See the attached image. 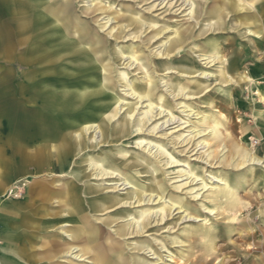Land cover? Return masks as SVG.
<instances>
[{
	"label": "rangeland",
	"instance_id": "1",
	"mask_svg": "<svg viewBox=\"0 0 264 264\" xmlns=\"http://www.w3.org/2000/svg\"><path fill=\"white\" fill-rule=\"evenodd\" d=\"M183 1L70 0L69 2L79 13L84 10L91 11L92 6L99 9L90 14V17L84 16L82 21L90 24L93 31L97 33L99 31L100 37L105 41L106 51L102 53H108V60L112 64L113 79L116 81L113 90L115 97H124L125 83H120L118 80L120 72H125L128 81L147 87L153 84L152 102L156 106L164 105V108L170 110L176 118L169 127L165 125L163 129H157V124L160 126L169 119V116L157 117L155 111V118L147 124L143 136L123 140L125 151L111 150L124 162L135 156L133 151L143 153L142 157L149 162L157 179L160 180L164 197V200L150 203L145 207L151 208V212H160L157 213V223L152 221L151 225L141 233L128 235L125 238L119 237L114 228L96 222L93 217L92 223L96 225L98 233L103 234V247L109 244L108 246L114 249L109 251L107 257L116 259L121 255L126 264H194L197 260V264H201V260L211 259L212 264H254L256 259L261 261L264 257V248L259 249L258 246L263 244L264 247V122L257 116L260 111H264V104L260 103L259 96L256 95L257 89H264V38L259 36L260 29L253 17L256 13L254 8L238 12L228 10V14L220 19L222 23L214 25L217 21V18L213 17L215 9L223 8L233 0H188L193 6L182 5ZM236 1L244 3L246 0ZM105 6L110 7V10L107 12L100 10ZM104 17H110L113 21L106 25L107 21L102 20ZM136 18H140L141 21L131 22ZM123 27H127L124 32ZM160 28L168 31L156 37ZM187 28H191L192 33L180 45L181 49H176L173 54L169 53L168 49H165V44L173 38L174 31H184ZM121 50L125 56L136 54L148 77L138 73L136 66H130L129 61L119 59L118 54ZM22 53L23 49L20 48L18 55ZM102 53L100 57L103 56ZM217 53L223 59L234 60L238 68L234 78L238 83L227 86L205 76L223 69L224 64L221 62L209 63L204 60L203 55L214 56ZM186 60L192 61L198 74L184 75L176 70L169 73L162 71L168 67L178 69ZM17 63L8 60L6 56L0 58V80L12 76L15 87L23 82L21 75L25 72V69L17 68ZM202 72L205 74L201 75ZM245 76H251L253 82L240 81L239 77ZM195 81H202L207 87L198 96H189L168 85L181 83L183 87L193 89ZM129 101L134 99L131 98ZM185 104L189 106L191 114L182 112L181 107ZM147 105L148 102H145L139 106V114L147 110ZM30 106L29 102L12 104L13 115L0 116V180L11 188L7 197L12 195L16 200H21L20 196L24 195L27 198L32 194L31 191L25 190L27 180L34 182L36 187L45 186L59 191L64 179L67 181L73 179L70 175L66 178H58L65 175L60 171H57L58 176H54V180L50 181L48 178L50 176L47 172L48 167L60 168L64 165L62 154L51 158L47 152L40 153L41 148L35 150L31 142H26L23 146L24 150L21 151L23 153L19 152L14 141L12 147L3 146L4 129L7 127L8 130L15 122L25 118L21 113L29 112ZM17 113L20 116H17ZM203 115L210 117L206 121L209 126H213L216 119L220 121L219 136L208 137L207 131L196 138L194 135L186 138L188 131L202 129L200 118ZM184 122L189 123L182 125ZM112 127L109 129L110 134H113ZM92 135L91 133L90 136ZM140 138L145 140V144L147 143L145 148L137 145ZM204 140L208 141L205 148L201 146ZM150 145L156 146L152 152ZM157 146H161L163 151H157ZM238 149L247 151L261 163L250 162L239 166L241 157ZM89 153V156L95 160L106 156L100 149L92 148ZM152 154H157V157ZM80 160V157L73 155L69 162L72 166H76ZM108 161L115 167L113 171L115 175L112 173L113 175L105 177L107 183L119 184L117 175L123 172V176L128 173L131 176L129 179L141 186L150 184V176L141 173L142 167L136 169L138 171L123 169L118 162L114 163L109 159ZM184 174L187 176L182 177ZM190 177L191 179H188ZM211 178L229 181L233 186L236 184L241 186L236 194L238 199L236 207L232 208L228 199L222 196L223 188L218 191L211 188L215 186ZM17 182H21L19 187H16ZM204 184L208 185L206 189H203ZM77 187L80 188L81 183L77 182ZM122 188L113 191L119 194L129 191ZM105 193L111 194V192ZM80 196H86L84 189L78 192L77 197ZM168 202L183 206L184 210L199 216L203 221L184 220L177 226H171L181 215L178 211L172 210L171 216L162 220L161 210L169 206ZM46 205L50 206L48 202ZM120 209H130L138 214L143 207L126 204ZM39 210L38 203L27 205L24 214L21 215L25 217L23 221L25 225L19 226L17 217L11 218L7 223L11 225L13 231L19 228V231H25L26 228L27 242L39 243L40 239L48 238L47 232L41 228L49 222ZM212 210H214L213 214L206 212ZM7 214L15 216V213L11 212ZM57 220L55 221L57 231L60 233L62 225ZM242 223L244 228L241 231L236 230L235 225ZM230 225H234L236 229L231 234H227ZM33 232L38 235V241L33 237ZM207 233L213 236H207ZM249 233L255 234V238L253 241L243 243L241 239ZM1 244L0 241V246ZM249 248L255 249V253L248 255L246 252ZM170 254L173 256L171 262L174 263L166 262L171 259L169 257L167 259ZM159 256L162 257L161 261L157 259ZM80 264H92L90 256L87 259L83 258Z\"/></svg>",
	"mask_w": 264,
	"mask_h": 264
},
{
	"label": "bare ground",
	"instance_id": "2",
	"mask_svg": "<svg viewBox=\"0 0 264 264\" xmlns=\"http://www.w3.org/2000/svg\"><path fill=\"white\" fill-rule=\"evenodd\" d=\"M69 2L70 0H0V58L6 56L14 63L18 62V69H25L21 75L23 82L16 87L12 76L0 80V116L1 114L13 115L12 104L29 102L31 105L29 112L21 113L25 115V118L15 122L8 130L6 127L5 131H2L5 139L2 144L4 147L5 145L12 147L14 141L19 152L23 153L21 152L24 150L23 146L26 142H31L35 150L41 148L39 152L42 154L47 152L51 158L62 154L64 165L60 168L48 167L47 172L50 175L48 178L50 181L54 180V176H58L57 171L65 174L58 178H66L68 175L73 177L70 181L64 179L60 186L58 185L61 187L59 191L45 186L36 187L34 182L27 180L25 190L31 191L32 194L27 198L24 195L20 196L21 200H16L12 195L7 197L11 188L0 180V241L2 242L0 264H80V261L85 257L87 259L88 256L92 264H126L121 255L116 259L107 257L109 251L114 249L108 246L109 244L103 247V234L98 233L96 225L92 223V217L96 219V222L114 228L119 237L125 238L128 235L141 233L151 225L152 221L157 223V213L160 212H151V208L145 207L150 203L164 200L160 180L157 179L149 162L142 157L143 153L133 151L135 156L124 162L111 150H124L123 140L143 136L145 127L155 118V111L157 117L169 116V119L160 126L157 124V129H163L165 125L169 127L176 118L170 110L164 108V105L156 106L152 102L153 84L147 87L128 81L125 72H120L118 80L120 83H125L124 97H115L113 90L116 87V81L113 79L112 64L108 60V53H102L106 51L105 41L100 37L99 31L98 33L93 31L90 24L82 21L84 16L90 17V14L99 9L92 6L91 11L84 10L79 13ZM182 5L193 6L188 0H184ZM252 8L256 10L253 17L260 29L259 36L264 38V0H246L244 3L233 0L225 4L223 8L218 7L213 12V17L217 18L213 24L222 23L220 19L228 14V10L238 12ZM100 10L107 12L110 7L105 6ZM102 20L107 21L106 25L113 21L110 17H104ZM135 21L141 20L136 18L131 22ZM126 28L123 27L122 31L124 32ZM167 31L160 28L156 37ZM191 33V28L184 31L175 30L173 38L165 44V49H168L171 54L175 53L176 49H181L180 45ZM20 48L23 49V53L18 55ZM100 53L103 56L100 57ZM203 56L205 61L221 62L224 67L217 73L202 72L201 75L205 74L208 78L220 81L227 86L238 83L234 78L238 68L233 59V61L223 59L218 53L214 56L206 54ZM118 57L129 61L130 66L135 65L138 73L148 77L136 54L125 56L121 50ZM172 70L184 75L198 74L190 60H186L178 69L168 67L162 71L169 73ZM239 78L240 81L253 82L251 76ZM168 85L189 96H198L207 89L202 81H195L193 89L191 87L187 89L181 83ZM263 90L257 89L256 95L259 96L260 103L264 104ZM131 98L134 101H129ZM145 102H148L147 110L139 114V106ZM181 108L182 112L191 114L186 104ZM17 116L20 115L17 113ZM257 116L264 122V111H260ZM200 119L202 129L188 131L186 138L191 135L196 138L207 131L208 137L219 136L221 123L218 119L214 120L213 126L206 124V121L210 119L209 116L203 115ZM188 123L184 122L182 125ZM111 127L113 134L109 133ZM91 133L92 136H90ZM119 142L121 144H118ZM144 142L145 140L140 138L137 145L145 148L147 143ZM207 145V140L201 142L204 148ZM92 148L100 149L106 158L99 157L95 160L90 157L89 152ZM155 148L156 146H151L150 152ZM240 150L238 149L241 157L239 166L250 162L261 163L247 151L240 152ZM157 151H163V148L157 146ZM73 155L81 158L76 166H72L69 162ZM152 155L157 157V154ZM108 159L114 163L118 162L123 169L136 170L142 167L141 173L150 176V184L141 186L130 180L131 176L128 173L123 176V172L117 175L120 182L123 181L122 183H107L104 178L111 175L115 168L110 165ZM106 165L111 168H107ZM113 174L115 175V172ZM184 176L187 175L184 174L182 177ZM211 179L215 184L211 188L215 191L223 188L222 196L228 199L232 208L236 207L238 203L236 194L241 186L239 184L233 186L229 181L225 182L222 179ZM77 182L81 183L80 188L77 187ZM17 183L16 187H19L21 182ZM121 187H123L122 190L129 189V191L124 194L113 191H119ZM207 187V184L203 185V189ZM82 189L85 191L86 198L77 197ZM105 192H111V194ZM47 202L50 206L46 205ZM34 203L39 204V213L44 214V217L49 220L41 228L47 232L48 238L40 239L39 243L27 242L26 228L25 231H19L20 228L13 231L11 225L7 223L11 218L17 217V224L25 225V222L23 223L25 217L21 215L24 214L27 205ZM168 203L169 206L161 210L162 220L171 216L172 210L178 211L181 215L171 226H177L184 220L203 221L199 216L184 210L183 206ZM126 204H137V207H143V210L137 214L130 209H120ZM7 212L15 213V216L8 215ZM206 212L213 214L214 210ZM125 217L128 218L123 219ZM56 220L62 225L60 233L57 231ZM235 226L230 225L227 234H231L235 229L241 231L244 228L243 223ZM32 235L38 241V235L34 232ZM207 236L213 235L207 233ZM254 238L255 234L249 233L241 240L246 243L253 241ZM262 245H258L259 249L264 248ZM246 253L251 255L255 253V249L249 248ZM168 257L171 259L166 262L174 263L171 262L173 256L170 254L167 259ZM157 259L161 261L162 257L159 256ZM197 262L198 260L194 264ZM212 262V259L200 261L201 264H212ZM258 263L264 264V257L261 261L257 259L254 261V264Z\"/></svg>",
	"mask_w": 264,
	"mask_h": 264
},
{
	"label": "crops",
	"instance_id": "3",
	"mask_svg": "<svg viewBox=\"0 0 264 264\" xmlns=\"http://www.w3.org/2000/svg\"><path fill=\"white\" fill-rule=\"evenodd\" d=\"M1 191V190H0Z\"/></svg>",
	"mask_w": 264,
	"mask_h": 264
}]
</instances>
